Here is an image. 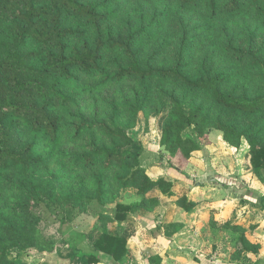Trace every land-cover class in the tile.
Wrapping results in <instances>:
<instances>
[{
    "label": "trees",
    "instance_id": "1",
    "mask_svg": "<svg viewBox=\"0 0 264 264\" xmlns=\"http://www.w3.org/2000/svg\"><path fill=\"white\" fill-rule=\"evenodd\" d=\"M111 1L0 0V264H28L10 256L14 249L83 255L73 234L46 237L45 222L33 213L40 204L61 212L57 222L65 225L66 214L115 202L112 215L98 213L101 232L84 264L117 261L128 253L126 239L107 224L154 209L160 199L151 196L153 190L175 196L176 180L153 178L154 165L149 171L142 166L140 145L127 132L141 111L167 109L158 142L161 158L176 172L186 175L188 165L199 163L195 155L211 144L215 129L231 147L247 141L251 170L264 183V56L251 41L243 47L215 37L196 55L204 38L199 29L222 15L264 24V0H172L205 22L179 24L169 50L163 17L154 14L144 24L143 15L134 25L123 22L125 32L114 31ZM156 39L160 43L150 53L142 48ZM125 81L138 82V90L115 103L111 116L96 119L70 110L76 88L94 96ZM118 108L125 123L118 121ZM127 189L139 199L123 202ZM174 202L183 211L195 205L187 195ZM165 226L172 233L178 223ZM237 228L239 245L258 252L245 229ZM148 261L160 264L161 258L151 255Z\"/></svg>",
    "mask_w": 264,
    "mask_h": 264
},
{
    "label": "crops",
    "instance_id": "2",
    "mask_svg": "<svg viewBox=\"0 0 264 264\" xmlns=\"http://www.w3.org/2000/svg\"><path fill=\"white\" fill-rule=\"evenodd\" d=\"M224 143L222 139L213 141L196 153L199 163L189 177L190 181H196L194 184L165 161L160 162L158 152L154 153L156 159L152 161L143 158L141 152L142 166L149 171L154 165L151 169L153 173H150L153 178L171 176L176 180L175 196L165 198L162 193L153 190L151 196L160 199V204L154 209L139 210L129 213L125 220L109 222L108 229L126 239L128 253L117 261L105 257L98 264H150L148 258L151 255H159L160 264H264V212L259 207H249L252 196L243 193L230 172L224 169L222 161L225 163L229 159L222 150ZM157 148H160L159 142ZM229 148L226 150H231V153L237 149ZM188 167L192 169L193 164ZM245 176L248 177V174ZM182 195L194 201L195 205L190 210L183 211L174 202ZM106 212L112 215L114 210ZM86 215L77 214V219ZM96 222L97 218L92 224ZM173 222L178 223L177 229L167 233L165 225ZM236 226L245 229L247 241L258 245V252L245 250L239 245L241 232ZM79 229L81 233L84 231ZM84 232L87 241L78 246L83 255L72 258L69 251L57 250L56 256L66 259L67 264H84L97 238H89L88 232Z\"/></svg>",
    "mask_w": 264,
    "mask_h": 264
},
{
    "label": "rangeland",
    "instance_id": "3",
    "mask_svg": "<svg viewBox=\"0 0 264 264\" xmlns=\"http://www.w3.org/2000/svg\"><path fill=\"white\" fill-rule=\"evenodd\" d=\"M110 9H113L114 11L113 18L111 19L112 29L120 32H125L126 30L127 24L123 22L129 21L131 25H134L137 23L140 16L142 17L144 15V24H147L154 14L160 15L161 18L163 17L164 30L166 33L162 36L169 38L164 43L166 50L171 49L178 40L180 34L179 24H186L187 28H192L191 25L195 23L198 24V22H205L202 17H198V12L194 15L192 11L177 9L172 0H112ZM190 14H193L194 16H191ZM189 18H191L192 21L188 25ZM199 30L204 38H202L203 40L201 41L196 55H199L200 51L202 52V50L206 48L205 46L210 47L211 44L213 45L212 39L215 37L220 39V42L230 41L235 46L243 47H246L251 41L253 46L258 48L260 54L264 56V24L256 19L253 20L250 17L243 15H222L212 24L209 25L206 23L205 27L200 28ZM159 43V39L152 40L151 42H143L142 48L150 53L152 51L151 49L156 48ZM87 85H89V83L85 82V86ZM69 90H71V88H69ZM75 90L78 91L79 94L77 96V101L75 100L76 102L71 104L70 110L73 112L80 110L83 113L86 112L87 116L98 119L102 116H111L114 104L117 103L115 106H118L119 101L124 97L127 96L131 99L133 94L138 90V82L125 81L120 85L113 84L105 86L94 96L91 94H84L85 92L82 93L77 88ZM187 108V105L184 106L185 110H187ZM167 112V109L164 108L158 112L141 111L138 114L135 125L127 128V132H131L136 143L140 145L142 157H147L146 159L148 161L156 159L154 156L155 152H158V160L160 162L164 161L161 158L162 148L160 146L159 149L157 148V142L159 141L161 126L167 119ZM117 113L119 115L118 121L125 123L127 118L125 112H123L121 108H118ZM210 136L212 140L211 142L222 139L221 133L215 129L210 130ZM222 141L224 140L222 139ZM223 145V152L229 156V159L225 161V163L222 161L225 166L224 169L230 172L234 183L239 184L243 193L247 192V194L249 193L252 196L253 199L250 200L251 204L249 207H264V183L259 181L255 173L251 170L248 161L250 153L247 141L243 139L241 146L233 153L230 152L231 150H226V148L230 149V145L226 142ZM188 166L186 168V170L188 169V172H186L185 179L194 184L196 181H190L189 177L192 175V172L195 171L196 165H193L192 169ZM213 171L216 172L215 169ZM247 174L248 177L245 176ZM229 194L230 192L227 194L228 198ZM137 199H139V197L135 195L133 189H127L123 192V202L130 203ZM240 204H242L241 201ZM114 207L115 202L107 203L104 206L95 203L93 206H90L89 211L85 213L87 215L83 216L82 219L78 220L77 214H75V216L71 213L63 216L65 219V225L57 222L58 217H60L62 213L55 211L52 212V210L44 204L35 207L33 213L38 215L45 222L42 225L48 239L50 237L68 239L71 234H73L79 241L78 246H80L87 241L85 239L86 232L84 231L88 232L87 237L89 238H95L97 234L101 232V228L97 223L92 224L94 219L97 218L98 213L107 210H114ZM262 211L264 212V209ZM79 228L84 229V233H81ZM56 255L55 252H39L36 249H29L27 252L16 249L10 251L11 257H23L28 264H67L66 259L59 258Z\"/></svg>",
    "mask_w": 264,
    "mask_h": 264
}]
</instances>
